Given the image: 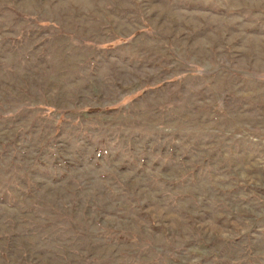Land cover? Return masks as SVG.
<instances>
[{"label": "rangeland", "instance_id": "obj_1", "mask_svg": "<svg viewBox=\"0 0 264 264\" xmlns=\"http://www.w3.org/2000/svg\"><path fill=\"white\" fill-rule=\"evenodd\" d=\"M0 264H264V0H0Z\"/></svg>", "mask_w": 264, "mask_h": 264}]
</instances>
